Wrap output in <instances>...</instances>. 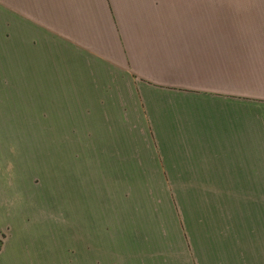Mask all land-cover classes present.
Masks as SVG:
<instances>
[{
	"label": "rangeland",
	"instance_id": "1",
	"mask_svg": "<svg viewBox=\"0 0 264 264\" xmlns=\"http://www.w3.org/2000/svg\"><path fill=\"white\" fill-rule=\"evenodd\" d=\"M143 96L0 62V264H264V158L239 172L174 90Z\"/></svg>",
	"mask_w": 264,
	"mask_h": 264
},
{
	"label": "crops",
	"instance_id": "2",
	"mask_svg": "<svg viewBox=\"0 0 264 264\" xmlns=\"http://www.w3.org/2000/svg\"><path fill=\"white\" fill-rule=\"evenodd\" d=\"M0 62L79 78L102 108L174 90L195 140L242 173L264 158V0H0Z\"/></svg>",
	"mask_w": 264,
	"mask_h": 264
}]
</instances>
